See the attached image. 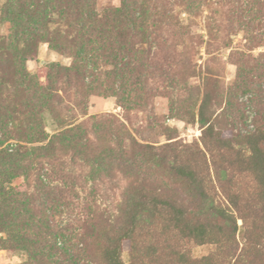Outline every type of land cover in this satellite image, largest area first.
Here are the masks:
<instances>
[{"label": "rangeland", "instance_id": "obj_1", "mask_svg": "<svg viewBox=\"0 0 264 264\" xmlns=\"http://www.w3.org/2000/svg\"><path fill=\"white\" fill-rule=\"evenodd\" d=\"M155 2L174 15L171 21L158 22L161 32L150 39L151 58L161 68L140 65L138 58L128 71L100 61L79 74L69 69L74 63L70 52L51 49L44 40L28 36L25 47L19 43L17 49L28 52L23 61L8 49L13 27L1 14L6 0H0V104L8 102L22 113L10 134L27 148L49 145L37 159H25L24 165L36 170L16 181L27 193L21 240L14 245L0 242V264H104L105 239L127 227L124 212L142 196L175 201L189 218L207 219L187 182L141 147L171 145L166 150L184 159H203L197 152L206 150V126L198 115L204 96L205 121L215 140L213 152L205 155L216 197L229 206L235 203L238 241L244 242L254 219L260 224L258 183L243 171L240 159L247 156L251 137L264 150V0ZM116 3L98 0V11ZM52 64L68 70L54 76L48 68ZM22 69L33 77L30 82H23ZM46 75L53 95L42 105L32 86L36 81L46 84ZM203 78L210 83L204 86ZM82 134L87 143L64 139L77 140ZM1 143L12 147L17 142L6 141L0 132ZM153 227L139 252L145 264L225 259L212 243L179 240L166 232L162 236L157 221ZM261 236L258 261L264 264ZM0 239H5L3 233ZM122 258L127 261V252Z\"/></svg>", "mask_w": 264, "mask_h": 264}, {"label": "trees", "instance_id": "obj_2", "mask_svg": "<svg viewBox=\"0 0 264 264\" xmlns=\"http://www.w3.org/2000/svg\"><path fill=\"white\" fill-rule=\"evenodd\" d=\"M155 1L117 0L116 5L98 11V0H6L1 14L13 27V37L8 49L13 48L16 54L21 56V61L27 59L25 54L28 52L24 47L28 44V36H32L35 41H46L51 49L70 52L74 63L69 69L79 74L88 73V65L92 70L100 61L105 65L111 64L114 68L128 71L133 69L138 58L140 65L159 69L161 66L151 58L150 39L160 31L156 24L161 20L171 21L174 15L167 7L157 5ZM55 23H58L59 27L55 28ZM19 43L24 44V47L18 50L16 46ZM2 49L0 41V55ZM48 68L54 76L68 70L57 64ZM20 76L24 83L33 79L23 69ZM48 76L46 75V84L36 81L32 86L35 98L42 105H48L52 100V86ZM138 81V78H135V82ZM202 81L205 86L211 79L203 78ZM191 90L200 93L199 86H193ZM205 98L206 96L201 101L198 115L201 124L206 126L202 139L206 148L204 152L207 154L213 152L215 140L212 126L206 125L205 121ZM21 114L19 109L8 102L0 104V132L6 141L13 139L17 142L12 147L0 144V233L5 235V239H0V242L5 241L11 245L21 240L19 227L25 222L27 213V193L16 181L21 177L27 178L29 171L36 170L30 164L24 165L25 159H37L36 154L46 151L49 146L46 144L42 147L27 148L19 144V138H12L9 128L11 124L19 121ZM42 134V131L39 132L37 137L40 139ZM24 139L31 138L25 136ZM64 139L70 143L74 141L77 145L78 141L87 143L84 134L77 135V140L74 136ZM205 139H208V142ZM248 144V154L242 157L240 162L244 164L243 171L249 172L258 183L261 217L258 226L254 219L252 227L246 229L244 242L237 240L239 228L235 217V203L230 201L232 206H229L216 197L205 153L198 151L197 155L203 159L195 163L194 160L184 159L183 155L180 157L173 149L167 151L166 148L171 145L158 148L145 145L141 147L145 148L151 157L164 161L177 177L187 182L191 193L205 210L207 219L189 218L185 207L175 201L156 196H142L124 212L127 227L121 233L111 234L105 239L101 248L103 263L145 264L139 253L140 248H144L142 244L146 243V238L156 230L153 224L157 221L161 226L162 236L166 232L179 240L199 244L212 243L225 255V259L220 261L206 258L198 264H261L258 259L262 256L263 245L260 241L261 233H264V150L253 137L248 140ZM43 187L46 189L47 186L43 184ZM141 224L144 225L142 229L138 228ZM142 235L144 241H139L138 244L137 238ZM168 246L172 251H176L175 246ZM125 252L128 254L127 261L122 258Z\"/></svg>", "mask_w": 264, "mask_h": 264}]
</instances>
